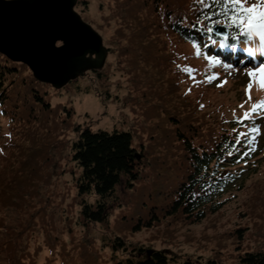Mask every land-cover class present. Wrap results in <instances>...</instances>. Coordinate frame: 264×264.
I'll return each instance as SVG.
<instances>
[{
	"label": "rangeland",
	"instance_id": "rangeland-1",
	"mask_svg": "<svg viewBox=\"0 0 264 264\" xmlns=\"http://www.w3.org/2000/svg\"><path fill=\"white\" fill-rule=\"evenodd\" d=\"M80 1L86 4L83 10L77 7ZM135 2L77 0L75 10L107 47L103 66L59 89L39 82L41 101L16 99L0 105L6 109L0 112V188L5 190L2 196L6 201L13 202L6 207L0 203L2 232L9 228L21 234V249L28 264H61L63 256L73 264L81 263L83 248L92 253L96 264L130 258L121 251L111 253L106 243L113 237L112 227L124 225L122 220L129 214L126 206L140 195L147 198L154 194L158 186H151V182L162 179L158 177V161L165 150L166 162L171 164L176 149L168 145L173 141L170 131L174 122L168 115L187 117L189 122L211 116L230 119L242 117L254 104L258 108L250 115L262 114L257 148L251 154L254 157L235 170L236 178L217 195L219 210L198 223L164 220L150 229H125L123 237L126 243L147 250L156 247L193 264L210 258L233 264L239 252L264 249V107H259L264 102V87L258 82L259 76L250 78L246 74L250 67L231 64L232 68H227L224 65L229 62L216 57L221 61L217 63L210 59L215 56L206 54L199 44L175 35L154 48L138 51L129 47L124 53L125 42H115L113 31L118 26L127 31ZM245 3L247 6L258 0ZM137 43L139 39L134 38L130 45ZM250 81L252 87L246 91ZM84 127L128 131L131 146L143 153L135 187L129 188L124 180L116 186L115 196L109 200L108 219L103 223H83L79 205L73 202L79 168L71 160L70 147ZM21 174L24 179L20 181ZM85 198L92 200L91 196Z\"/></svg>",
	"mask_w": 264,
	"mask_h": 264
},
{
	"label": "trees",
	"instance_id": "trees-1",
	"mask_svg": "<svg viewBox=\"0 0 264 264\" xmlns=\"http://www.w3.org/2000/svg\"><path fill=\"white\" fill-rule=\"evenodd\" d=\"M81 2L77 7L80 5L78 8L83 10L82 6L86 4ZM131 8L135 13L126 27L127 31L119 26L113 31L115 42H125L124 53L129 47L138 51L147 50L149 46L154 48L159 42L163 43L166 38L175 35L183 41L199 44L206 54L231 62L233 66L247 67L264 61V55L256 50L259 47L258 37H253L246 44L247 36L235 25L228 26L223 9L214 0H205L203 4L197 0H136ZM131 8L128 7L129 10ZM231 11L229 8V14ZM137 20H142V23ZM208 28L212 31H207ZM221 30L226 31V36L221 35ZM134 38H138L139 43L132 46ZM221 41L224 42L223 47L220 46ZM246 47L253 49V56L244 51ZM39 86L41 83L25 64L12 62L0 53V105L13 103L16 99H22L24 103L29 99L41 101ZM4 111L6 109L0 108V112ZM261 115L251 114L245 120H238L240 117L215 119L211 116L212 119L192 118L190 122L187 117L168 115L174 120L170 131L173 141L168 145L174 146L176 151L170 165L166 162L167 150L163 159L158 161L161 171L157 175L162 179L158 182L152 180L151 186L156 183L158 186L154 194H149L147 198L138 196L125 208L129 214L122 220L124 225L112 227L113 237L106 246L110 247L111 253L116 250L130 256L115 264H193L184 258L178 260L156 247L147 250L141 245L126 243L123 230L137 232L150 229L164 220L193 224L218 211L221 201L217 200V195L236 178L235 170L254 157L251 154L257 148L256 135L260 133L258 123ZM253 129L256 131L253 132ZM70 148L71 160L79 168L73 196V202L79 205V217L83 223L106 222L111 205L109 200H113L116 186L124 180L129 188L135 187L143 153L140 151L139 158L136 157L128 131H92L87 127L80 129ZM245 152L248 154L244 155ZM225 170L226 173L222 174ZM22 179L21 174L18 180ZM4 192L0 188V203L6 207L13 202L6 201L7 198L2 196ZM85 196H91L92 200H87ZM3 228L0 217L3 264H28L21 249V234L12 233L9 228L2 232ZM80 255L81 263L74 264H96V259L87 248H83ZM63 257L60 258L61 264H73L71 259ZM203 264L226 263L210 258L205 259ZM233 264H264V249L239 252Z\"/></svg>",
	"mask_w": 264,
	"mask_h": 264
},
{
	"label": "water",
	"instance_id": "water-1",
	"mask_svg": "<svg viewBox=\"0 0 264 264\" xmlns=\"http://www.w3.org/2000/svg\"><path fill=\"white\" fill-rule=\"evenodd\" d=\"M76 2L0 0V53L25 64L38 82L55 89L100 69L107 47L75 10Z\"/></svg>",
	"mask_w": 264,
	"mask_h": 264
},
{
	"label": "snow or ice",
	"instance_id": "snow-or-ice-1",
	"mask_svg": "<svg viewBox=\"0 0 264 264\" xmlns=\"http://www.w3.org/2000/svg\"><path fill=\"white\" fill-rule=\"evenodd\" d=\"M197 2L203 4L205 3V0H197ZM214 2L219 4L223 9L226 16L225 22L228 23V26L232 27L235 25L240 29L241 33L247 36L248 39L245 40L246 44L249 40H252L253 37H258L259 47L256 50L261 55H264V0H258V3H251L247 6L245 0H214ZM229 8L232 10L230 14ZM220 22L221 21H214V23ZM207 31L211 32L212 29L208 28ZM220 46H224L223 41H221ZM244 51L249 56H253V49L251 47H246ZM210 59L215 60L217 63H221L216 57H210ZM224 66L232 68L231 64H225ZM246 74L252 79H256L257 76H259L258 82L261 87H264V63L248 68ZM251 87L252 83L250 81L246 91L250 90ZM259 107H264V102H262ZM257 108L258 106L254 104L252 108L249 111H246L242 117L238 118V120L247 119L250 116V113L256 111ZM255 131L256 129H253V132ZM247 154V152L244 153V155Z\"/></svg>",
	"mask_w": 264,
	"mask_h": 264
},
{
	"label": "flooded vegetation",
	"instance_id": "flooded-vegetation-1",
	"mask_svg": "<svg viewBox=\"0 0 264 264\" xmlns=\"http://www.w3.org/2000/svg\"><path fill=\"white\" fill-rule=\"evenodd\" d=\"M89 71H91V70H89ZM92 72H94V70H92ZM77 79H78V77H77ZM71 82H73V81H71ZM71 82H69V83H71ZM68 85V84H67Z\"/></svg>",
	"mask_w": 264,
	"mask_h": 264
}]
</instances>
